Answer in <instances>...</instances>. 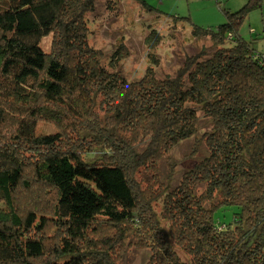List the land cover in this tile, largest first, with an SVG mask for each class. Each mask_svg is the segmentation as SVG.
<instances>
[{
	"label": "trees",
	"instance_id": "1",
	"mask_svg": "<svg viewBox=\"0 0 264 264\" xmlns=\"http://www.w3.org/2000/svg\"><path fill=\"white\" fill-rule=\"evenodd\" d=\"M261 1L215 30L192 25L214 51L163 79L151 28L148 65L129 80L123 41L107 63L89 43L95 0H0V264H113L128 235L147 264H264V50L240 35ZM201 120L207 154L164 188L159 163ZM36 189L44 202L22 218L16 200Z\"/></svg>",
	"mask_w": 264,
	"mask_h": 264
},
{
	"label": "rangeland",
	"instance_id": "2",
	"mask_svg": "<svg viewBox=\"0 0 264 264\" xmlns=\"http://www.w3.org/2000/svg\"><path fill=\"white\" fill-rule=\"evenodd\" d=\"M148 5V13L138 1L134 0H95L94 12L87 15L89 43L108 57L115 51L121 41L127 49V57L119 67L129 80L142 76L148 65L145 37L151 28L162 35V42L155 50L159 61L156 76L163 79L172 74L182 63L185 55L198 53L201 48L211 54L215 47L208 37L192 38V25L215 30L226 22L224 11L235 12L249 0H141ZM159 17V18H158ZM179 17L178 23L171 21ZM189 18V20L184 18ZM240 35L251 41L259 50H264V0L260 7L250 11L240 27ZM50 37L44 40L45 48L49 47ZM208 130V123L201 120L196 137L180 142L159 163V179L167 188L180 183L183 173L189 169L195 159L207 154L203 134ZM38 133H53L57 127L49 122L36 123ZM196 144V145H195ZM193 147L197 152L191 156ZM98 150V149H97ZM101 150V149H100ZM100 151L96 152L98 155ZM139 185L144 188L150 182L149 175L143 171L137 174ZM36 189L31 194H22L16 200L15 210L24 218L29 211L37 212L44 202V192ZM42 196V197H41ZM156 196V195H155ZM48 199L49 196L46 195ZM153 207L159 212L161 197ZM231 210L217 215L224 221L231 220ZM149 249L139 241L135 243L133 235L125 237L123 247L118 255H113V264H147Z\"/></svg>",
	"mask_w": 264,
	"mask_h": 264
}]
</instances>
